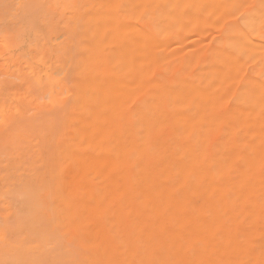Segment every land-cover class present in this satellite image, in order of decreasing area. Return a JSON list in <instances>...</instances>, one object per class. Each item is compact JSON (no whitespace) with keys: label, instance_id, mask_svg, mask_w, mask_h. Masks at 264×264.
I'll use <instances>...</instances> for the list:
<instances>
[{"label":"bare ground","instance_id":"1","mask_svg":"<svg viewBox=\"0 0 264 264\" xmlns=\"http://www.w3.org/2000/svg\"><path fill=\"white\" fill-rule=\"evenodd\" d=\"M0 264H264V0H0Z\"/></svg>","mask_w":264,"mask_h":264},{"label":"rangeland","instance_id":"2","mask_svg":"<svg viewBox=\"0 0 264 264\" xmlns=\"http://www.w3.org/2000/svg\"><path fill=\"white\" fill-rule=\"evenodd\" d=\"M215 33H216V32L213 33L212 31H209V32H208V35L211 36V35H213V34H215Z\"/></svg>","mask_w":264,"mask_h":264}]
</instances>
